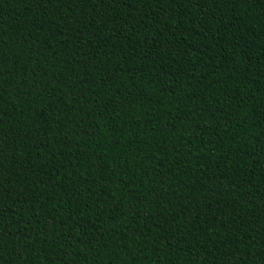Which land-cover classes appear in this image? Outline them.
<instances>
[{"label":"trees","instance_id":"trees-1","mask_svg":"<svg viewBox=\"0 0 264 264\" xmlns=\"http://www.w3.org/2000/svg\"><path fill=\"white\" fill-rule=\"evenodd\" d=\"M0 264H264V0H0Z\"/></svg>","mask_w":264,"mask_h":264}]
</instances>
